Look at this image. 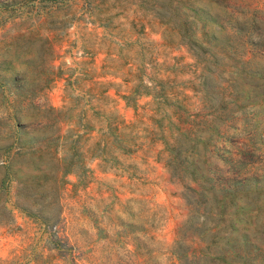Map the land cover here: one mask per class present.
Masks as SVG:
<instances>
[{
	"label": "rangeland",
	"instance_id": "rangeland-1",
	"mask_svg": "<svg viewBox=\"0 0 264 264\" xmlns=\"http://www.w3.org/2000/svg\"><path fill=\"white\" fill-rule=\"evenodd\" d=\"M8 166L0 264H173L193 179L264 264V0H0Z\"/></svg>",
	"mask_w": 264,
	"mask_h": 264
},
{
	"label": "trees",
	"instance_id": "trees-1",
	"mask_svg": "<svg viewBox=\"0 0 264 264\" xmlns=\"http://www.w3.org/2000/svg\"><path fill=\"white\" fill-rule=\"evenodd\" d=\"M11 146L7 148V151L11 150ZM17 181L22 185L29 186L27 178H21L22 181H19L20 178L16 173H13L11 167L6 168L5 176L0 184V194L7 192L10 188L11 181ZM200 189L193 188L192 191L194 193V199L192 200L193 206H198L199 218L203 221H190L188 224V228L186 234L189 232V235H184L180 237V241L176 242V247L170 250L171 261L173 264H232L227 259L226 255L231 257L230 259L235 258V256L239 253L238 250L235 249V244L233 240H229L228 244H230L229 249L225 250L221 248V233H223L222 221L219 220L220 210L219 203H222L223 200L218 197L217 194L213 193V198H215V202L210 210H207V196L203 192V187L199 184V180H192ZM28 188V187H27ZM215 189L216 186H214ZM224 190H228V188H223ZM22 197H25V192L22 193ZM1 199V196H0ZM193 199V198H192ZM28 206L22 204L18 205L17 208L28 215H33L31 211L28 210ZM206 207V208H204ZM212 217V224L209 226L207 224L208 218ZM245 237V247L244 254L246 256V260L250 259V255L252 253L249 237L244 235ZM182 240V241H181ZM183 240H189L191 242L190 246L184 247L180 246L179 242H183ZM180 244V245H178ZM226 254V255H224Z\"/></svg>",
	"mask_w": 264,
	"mask_h": 264
}]
</instances>
